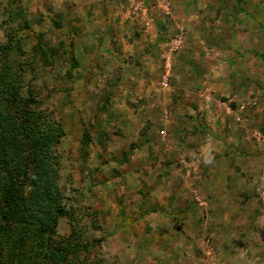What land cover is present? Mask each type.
Here are the masks:
<instances>
[{"label": "rangeland", "instance_id": "374dc122", "mask_svg": "<svg viewBox=\"0 0 264 264\" xmlns=\"http://www.w3.org/2000/svg\"><path fill=\"white\" fill-rule=\"evenodd\" d=\"M164 2L0 0V264H264V0Z\"/></svg>", "mask_w": 264, "mask_h": 264}, {"label": "trees", "instance_id": "16d2710c", "mask_svg": "<svg viewBox=\"0 0 264 264\" xmlns=\"http://www.w3.org/2000/svg\"><path fill=\"white\" fill-rule=\"evenodd\" d=\"M26 106L25 99L12 81L5 80V74L0 77V227L7 225L12 214L16 211L18 200L14 181L5 178L7 168L14 163L15 154L21 144H14L17 136L21 135L26 143L29 142L27 128L23 134L25 117L22 114ZM25 143V144H26ZM26 148V145H23ZM6 170V171H5ZM8 172V171H7Z\"/></svg>", "mask_w": 264, "mask_h": 264}, {"label": "built area", "instance_id": "2783aa9c", "mask_svg": "<svg viewBox=\"0 0 264 264\" xmlns=\"http://www.w3.org/2000/svg\"><path fill=\"white\" fill-rule=\"evenodd\" d=\"M139 1L140 0H127L128 5L132 7L133 9L132 11H135L136 9H138ZM152 1L158 4L162 9L168 10V6L164 2V0H152Z\"/></svg>", "mask_w": 264, "mask_h": 264}]
</instances>
